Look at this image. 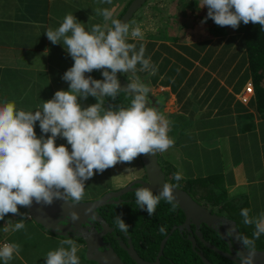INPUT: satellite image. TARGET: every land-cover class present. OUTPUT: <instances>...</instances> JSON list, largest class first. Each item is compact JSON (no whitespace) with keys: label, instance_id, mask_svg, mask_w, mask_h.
Wrapping results in <instances>:
<instances>
[{"label":"crops","instance_id":"0c3cea01","mask_svg":"<svg viewBox=\"0 0 264 264\" xmlns=\"http://www.w3.org/2000/svg\"><path fill=\"white\" fill-rule=\"evenodd\" d=\"M132 1L0 0V104L15 102L17 110L34 112L56 91L69 90L62 76L74 61L62 44L53 45L47 39L45 31L58 28L69 13L86 31L96 24L107 31L111 20L105 21L97 10H112V19L119 20ZM201 8L195 0H148L128 23L130 31L141 28L143 39H133L129 33L126 42L135 44L137 50L143 45L145 58H150L155 71H140L137 64L135 72L117 75L146 85L151 106L169 121L168 136L174 144L167 151H157L165 171L173 178L180 173L182 182L192 187L191 180L206 181L205 186L194 189L203 198L211 196L206 202L210 208L230 213L232 209L226 206L239 210L238 206L248 205L249 216L258 217L264 213V112L259 110L255 94L247 102L241 98L253 83L249 56L243 49L242 34L235 29L220 27L211 19L201 24L207 15V8ZM80 103L87 107L96 100L88 97ZM35 132L42 135L39 122ZM64 145L71 151L67 142ZM110 172L118 178L117 187H122L142 178L145 169L141 161ZM214 174L221 182L217 186L209 184L215 180L211 179ZM244 186L251 197L248 191L230 193ZM19 211L28 213L25 227L19 231L12 230L19 215L9 213L0 220V246L20 245L7 264H45L49 251L69 247L63 243L66 239L77 245L79 264H97L86 258L80 238L56 235L37 223L26 208ZM254 242L264 248V241ZM0 264L5 262L0 260Z\"/></svg>","mask_w":264,"mask_h":264},{"label":"clouds","instance_id":"9594fccd","mask_svg":"<svg viewBox=\"0 0 264 264\" xmlns=\"http://www.w3.org/2000/svg\"><path fill=\"white\" fill-rule=\"evenodd\" d=\"M205 7L207 15L201 24L211 19L220 27L238 29L243 22L264 29V0H202V8ZM97 14L105 21L111 20L107 31L99 24L86 31L84 24L69 13L58 28H48L44 33L53 45L62 44L74 61L62 76L69 90L56 91L34 112L17 110L15 102L0 104V220L9 213L19 215L21 219L13 225V231L25 227L28 213H21L19 208H30L33 202L50 206L54 200L79 201L85 182L95 174L117 164H131L141 155L167 151L174 144L168 136L169 121L155 108L146 106V85L128 84L127 91L133 97L129 107H104L105 97L115 98L121 91L118 73L135 72L137 64L141 65L140 71L152 66L150 58H145L143 45L137 50L135 44L126 42L129 33L133 39H143L139 26L130 31L127 23L112 19L109 9H98ZM101 69L103 79L85 77V73ZM88 97L95 98L96 103L82 107L80 101ZM37 122L40 138L35 132ZM58 137L67 141L71 151L63 144L56 145ZM181 178L180 173L174 174L176 181ZM173 189L166 183L162 192L154 195L150 188L139 187L134 191L135 203L149 216L155 214L161 200L172 204L175 210ZM240 215L244 224L255 225L254 237L264 234V213L253 218L249 209L243 208ZM72 219L75 221L77 216L73 214ZM115 223L123 232H129L130 226L120 215H116ZM4 230H8L6 225ZM159 232L167 234L163 226ZM236 239L242 247L254 248L252 239L238 234ZM63 243L69 247L49 251L45 264H79L75 242L66 239ZM19 250V244H3L0 260L7 264ZM253 257L252 252L241 256L240 264H253Z\"/></svg>","mask_w":264,"mask_h":264},{"label":"water","instance_id":"95a60500","mask_svg":"<svg viewBox=\"0 0 264 264\" xmlns=\"http://www.w3.org/2000/svg\"><path fill=\"white\" fill-rule=\"evenodd\" d=\"M148 0H133L125 13L119 19L124 23H129L135 13L142 8V6ZM104 69L100 70V76ZM91 76L90 73H86L85 77ZM103 78V77H102ZM121 84V91L128 93L127 86L130 83L129 81L118 77ZM129 94V93H128ZM106 98V97H105ZM104 98V99H105ZM149 105L151 103L147 100ZM108 104H106V109L108 108ZM152 107V106H151ZM140 159L143 163L146 179H138L129 183L127 186L113 192H109L102 197L94 200L93 202H74L70 199L68 200H54L53 204L50 206H46L43 204H36L33 202V205L30 208H26L29 212L30 216L40 225H42L47 230L53 232L59 236L65 237H77L81 238L86 243V257L87 259L96 262L97 264H125L122 259L118 256L113 248H106L101 250L102 247H105V243L103 242V236L106 233V229L110 228L106 220H104L98 209L108 205L110 203H120L122 200L118 199L114 201L115 198H120L126 195L129 192H134L135 189L139 187L150 188L152 192L156 195L160 194L163 190L164 185L167 183L173 186V195H174V203L179 207V209L183 212L185 216V222L179 226V229H184L186 227H190L191 224L197 227L196 235L208 246L216 250L218 253L224 255L227 258L235 260L236 257L247 256L249 252L254 253L253 264H264V250L258 249H249L246 247H242L239 240L236 239V244H238L239 251H235L231 248L230 252H224L217 247L213 246L211 243L205 241L200 228L202 224H206L207 226H211L212 224L219 222H230V220L224 216H220L216 213H213L209 208L204 207L202 204L198 203L186 190L179 188L176 185L169 183L166 179V173L163 170L162 165L159 162V157L157 151L152 154L141 155ZM138 186H135L137 185ZM75 214L77 219L73 221L72 215ZM99 218H97V216ZM90 220L96 221L100 224L101 231L94 228V232H88V230L83 229V225L87 224ZM61 222H65L66 224L61 225ZM234 224V223H233ZM178 228V226H174L170 233L163 239L160 252L157 256V260L155 262H144V260L136 253L134 249V245L132 239L129 238L127 244L120 243V246L123 247L127 254L136 261L137 264H160V257L163 254L164 247L168 241V238L174 233V231ZM216 231V229H215ZM236 236L238 234L237 229L235 228ZM222 237L227 239L230 244L229 237L226 235L224 231H216ZM228 234V233H227ZM98 239L99 244H94L93 239ZM193 249H197V240L196 238H192ZM227 242V241H226ZM239 252V253H237ZM234 254V255H233ZM199 255L204 260L205 264H213L209 262L205 257L202 251H199Z\"/></svg>","mask_w":264,"mask_h":264},{"label":"flooded vegetation","instance_id":"af4514ba","mask_svg":"<svg viewBox=\"0 0 264 264\" xmlns=\"http://www.w3.org/2000/svg\"><path fill=\"white\" fill-rule=\"evenodd\" d=\"M163 170L166 173V179L169 183L176 185L179 188L185 189L184 187H182V185H179L178 183H176V181L169 176V174L165 171L164 168H163ZM138 179H144L145 180L146 174H144L142 176V178H137L136 180H138ZM135 186H138V184ZM123 187H125V186L116 187L114 190L117 191ZM105 193L107 194V192H105ZM105 193H104V195H105ZM129 193H127L126 195H124L120 198L113 199L114 201L121 199L122 201L119 204L118 203H116V204L110 203V204L105 205L104 207L98 209L100 216L104 220H106V222L108 223V225L110 227V228L106 229V233L103 236V240H104L103 242L105 243V247H102L101 250H104L106 248H113L125 264H137L135 260L130 258V256L127 254L126 250L120 246L121 242L127 244L128 239L131 238L136 253L144 260V262H148V263L155 262L157 260L158 254L160 252V248H159V250L155 256L150 255L148 253L149 246L146 244L147 240L145 238H144L145 239L144 240L145 245L142 246L140 244V242L137 241V239L134 238L132 235L127 234V233H124V235H123L119 226L112 224L111 220H109L110 219V208L108 209L107 207H111L112 205H122L125 203H130V202L135 201V198H127V195ZM192 197L194 198V196H192ZM200 204H202V203H200ZM202 205L204 207H207L204 204H202ZM207 208H209V207H207ZM132 209H134L133 206H132ZM169 209H173V207L170 205ZM209 209L213 213H216L220 216H224V217L228 218L230 220V222H227V223H224V222L220 223L219 222V224L214 223L211 226H207L206 224H202L200 231L202 232L205 241L211 243L213 246L217 247L218 249H220L224 252H230L231 248L234 249L235 251H239L238 244H236L235 228L238 231V235L246 237L243 233L242 225H241L240 221L237 218H234L231 214H229L227 212L226 213L225 212L223 213V211L219 212L218 210H215L214 208H209ZM174 211H175V213L174 214L172 213L170 215V216H172V219L174 218V220L177 222L176 224H174V226H178V228L174 231V233L179 232L180 235L184 238V240H187V242H189V245L186 242L184 244L176 243L175 246L177 247V249L172 250L171 253L170 252L167 253V250H166L167 243H166V245L164 247L163 254L160 257V261H159L160 264H205L204 260L199 255V251H202L204 254V257L209 262H211L213 264H240V257H236V259L233 260V259L227 258L224 255L218 253L216 250L206 246V244H204V242L202 240H200V238L196 235L197 227L195 225L191 224L190 227H186L182 230L179 229V226L185 222L186 218H185L183 212L179 209V207H175ZM163 215H165V214H163ZM96 216H97V218H99L98 215H96ZM142 216L145 218L143 226H147V223L150 224L149 227L152 226L153 228H159L160 226L163 225V223H161L162 222L161 218L163 219V216L160 214L155 213L154 215L149 216L146 211H142ZM182 218H183L182 222H178V220H181ZM127 220L130 221L128 223V225H131L135 221L134 219H128V218H127ZM60 224L64 225L66 223L61 222ZM94 228L101 231L100 224L97 223L96 221L90 220L87 224L83 225V229L88 230V232L93 233ZM215 229H216V231L226 232V235L229 237L232 244H230V242L227 239H225L218 232H216ZM174 233L172 235H174ZM170 237L168 238V240L170 239ZM150 238H152V237L150 236L148 239L150 240ZM192 238H196V240L198 242L196 250L193 249V243L191 240ZM80 240L82 241V243L86 249V243L81 238H80ZM134 240H135V242H134ZM93 242H94V244H99L98 239L96 240L94 238ZM246 248H248V247H246ZM249 249L264 250V248H258L255 244H254V248H249ZM237 253H239V252H237Z\"/></svg>","mask_w":264,"mask_h":264},{"label":"trees","instance_id":"16d2710c","mask_svg":"<svg viewBox=\"0 0 264 264\" xmlns=\"http://www.w3.org/2000/svg\"><path fill=\"white\" fill-rule=\"evenodd\" d=\"M235 30L238 33L242 34L243 49L247 52L246 55L249 56L250 60V70L253 76L255 96L259 103V110L261 112H264V29H262L259 25H254L252 23L244 25L243 22H241L239 28ZM92 78L96 80L103 79L97 70H93ZM132 98V95L124 91H119L115 98L106 97L104 99V107L106 108V104H112L114 108H126L130 106ZM127 198H135L134 193L130 192L127 195ZM168 204L169 203L166 200H161L156 206L155 211V213L163 216V219L161 218V223H163L162 226L166 229V235L161 234L159 232V228H153L152 226L149 227V223H147L148 227L143 226L145 218L142 216V211L139 209V206L135 203V201L122 205H112L111 207L107 208H110L109 220H111L112 224L114 225H117L115 223L116 215H120L127 225L130 222L129 220H127V218L134 219L135 221L131 225H129V232H127V234H130L134 238H136L142 246L145 245L144 240L146 239V244L149 246L148 253L152 256H155L161 246L163 239L170 233L174 224L177 223L174 218L172 219V216H170L172 213H175L173 209H169L170 205L172 206V204ZM132 206L134 209H132ZM176 207L178 206L176 205ZM226 207L232 209V212H230L229 214L240 221L245 231L244 235L247 238L257 242L264 241L263 236H259L258 238L254 237L253 233L255 232V228L243 223V217L240 215L239 210H235L234 206L232 207L230 205ZM223 208H225V206ZM182 220L183 218L181 220H178V222H182ZM121 232L124 235L125 232H123L122 230ZM150 236L152 238H150L149 240L148 238ZM185 242L189 245V242H187V240H184L179 232H175L174 235H172L167 241V253H171L172 250L177 249V247L175 246L176 243L184 244Z\"/></svg>","mask_w":264,"mask_h":264},{"label":"rangeland","instance_id":"374dc122","mask_svg":"<svg viewBox=\"0 0 264 264\" xmlns=\"http://www.w3.org/2000/svg\"><path fill=\"white\" fill-rule=\"evenodd\" d=\"M195 1H196V4L198 6H201L202 5V0H195ZM135 81L136 80H134L133 82H135ZM37 137H41V136L38 135ZM66 142L67 141H65L64 139H61L60 141L59 140H56V145L57 146L62 145V144L64 145V144H66ZM139 164H141V159H140V157H137L131 164H127V163L117 164L115 167H121V166H124V165L131 167V166L139 165ZM161 164H163V163L161 162ZM142 169H143V167L141 165L140 170H142ZM110 170H111V168L105 170L103 173H97L90 180H88V181L85 182L84 194H83V197H82L81 200L75 201V200H72L71 198H69V199L72 200V201H74V202H89V201L93 202L94 200H97L98 198L102 197L105 192L109 193V192L115 191L114 189L118 186V178H113ZM169 176L171 178H173L170 174H169ZM211 177H214V178H211V179H215V180L214 181H209V184L210 185H216L217 186L219 183H221L220 181H217L218 180V176L216 174L211 175ZM176 183H178L179 185H182V187H184L186 189V191H188L192 196H194L195 200L198 203H203V204L205 203L206 204V202H208L210 200V197H211L210 194L206 193L208 196H210V197H208V199L207 198H203L202 194L199 195L197 193V191H195V189H194L195 186H199V187H201L202 185L205 186L206 181H203V180H200L199 181L198 180L196 182H193V180H191V183L193 184V187L190 186V184H188L184 180H183V182H182V180L176 181ZM108 189H110V190H108ZM215 191H219V193H220V190H215ZM246 191H248L247 193L250 195L249 188L248 187H245V186L244 187L237 188V189H233V190L230 191V193H235L236 194L238 192H246ZM226 192L229 194V191L228 190H226ZM215 194L217 195V193H215ZM251 196L252 195H250L248 197H251ZM218 199L220 201L221 200L222 201L225 200V198H218ZM205 206H207V207L210 208V205L208 206V204H206ZM247 207H248L247 209H249V212H251L250 207L248 205H247ZM238 208H239V211H241L242 208H240L239 206H238ZM251 214H252V212H251ZM250 217H253V216H250ZM250 226H252L253 228H255V225L254 224H252ZM244 232L245 231L243 230V233ZM260 236H263V239H264V234H261ZM166 250L168 251L167 248H166Z\"/></svg>","mask_w":264,"mask_h":264},{"label":"built area","instance_id":"2783aa9c","mask_svg":"<svg viewBox=\"0 0 264 264\" xmlns=\"http://www.w3.org/2000/svg\"><path fill=\"white\" fill-rule=\"evenodd\" d=\"M255 94V87L253 83L248 84L245 92L241 95L242 101L247 102L249 100V95Z\"/></svg>","mask_w":264,"mask_h":264}]
</instances>
